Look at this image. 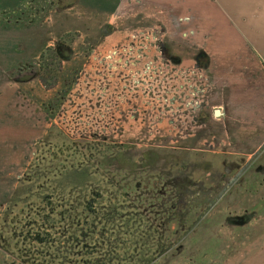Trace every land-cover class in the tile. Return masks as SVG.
Returning a JSON list of instances; mask_svg holds the SVG:
<instances>
[{"label": "rangeland", "instance_id": "374dc122", "mask_svg": "<svg viewBox=\"0 0 264 264\" xmlns=\"http://www.w3.org/2000/svg\"><path fill=\"white\" fill-rule=\"evenodd\" d=\"M67 3L0 0V81L26 79L1 90L15 103L0 120V264H19L15 246L45 224L54 247L33 257L54 264H219L264 228V146L219 150L206 77L168 57L157 29L101 57L102 30ZM61 39L74 63L47 89L40 56ZM94 194L98 218L80 214ZM65 206L78 215L62 219Z\"/></svg>", "mask_w": 264, "mask_h": 264}, {"label": "crops", "instance_id": "0c3cea01", "mask_svg": "<svg viewBox=\"0 0 264 264\" xmlns=\"http://www.w3.org/2000/svg\"><path fill=\"white\" fill-rule=\"evenodd\" d=\"M64 1L68 5V0ZM73 2L77 11L80 9L81 23L102 30L95 44L101 57H109L111 53L118 57L116 53H122L123 46L136 34L155 28L161 32L160 40L168 57L180 60L182 67L200 66L206 77L203 98L212 112L206 122L217 125L212 138H217L220 151L248 154L264 146V0ZM73 63L72 57L63 65ZM87 64L84 62L82 69L77 70H86L84 75L96 71L92 62ZM0 69L1 76L5 68ZM105 73L114 76L120 72L116 68ZM4 84L13 95L20 82L0 81V120L3 108L10 111L15 103L6 94V106L3 105ZM216 110L219 116H215ZM193 139L190 140L196 146L198 143ZM251 232L254 234L251 241L219 264H264V228L253 226Z\"/></svg>", "mask_w": 264, "mask_h": 264}, {"label": "trees", "instance_id": "16d2710c", "mask_svg": "<svg viewBox=\"0 0 264 264\" xmlns=\"http://www.w3.org/2000/svg\"><path fill=\"white\" fill-rule=\"evenodd\" d=\"M49 56L50 62L49 64H45L43 61L46 56ZM72 57V49L69 43H67L64 39H61L57 42V44L54 47L48 48L46 50V53H43L40 56L42 64H40V71H39V77L41 81L43 82L44 87L47 89H51L54 87L57 83V79L59 77V74L61 72V64L64 61L70 60ZM18 81H26L24 80H18ZM101 198L100 194H94L92 197L90 196L88 199L82 200V202H79L77 207L80 208V214L85 216H91L93 218H96L99 216V210L97 209V206H95L98 202V199ZM69 206H65L64 211L62 212V219L67 218L70 219L71 212L74 211V215H78L77 208L73 209ZM103 208V206L100 207V210ZM68 214V215H67ZM98 218V217H97ZM48 219V218H47ZM46 223H48V220H45ZM53 228L50 226H47L46 224L44 226H41L39 230L35 232H28L24 235V246L20 248L18 245L15 246L16 253L18 254V257L20 259L19 264H54L53 260H46V258H35L34 255H42L43 251H45L44 247H46L47 244H50L54 242V240H47L45 237L51 236V231ZM83 230H80V234L83 235ZM91 231V230H90ZM86 236V234H84ZM72 240H77L78 237L70 236ZM57 246H60L58 244ZM3 246H0L2 248ZM51 247H54V245H51ZM5 248V247H4ZM2 248V249H4ZM47 252L44 253L46 255H51V252H49L48 248ZM60 248H56V253L60 252ZM62 249H65L66 247L62 246ZM87 263V262H86ZM18 264V263H16ZM88 264V263H87ZM93 264H108L107 262H104L103 260H97L95 259Z\"/></svg>", "mask_w": 264, "mask_h": 264}, {"label": "built area", "instance_id": "2783aa9c", "mask_svg": "<svg viewBox=\"0 0 264 264\" xmlns=\"http://www.w3.org/2000/svg\"><path fill=\"white\" fill-rule=\"evenodd\" d=\"M160 33H161L160 30H158V34H156V38H155L156 40H160Z\"/></svg>", "mask_w": 264, "mask_h": 264}, {"label": "water", "instance_id": "95a60500", "mask_svg": "<svg viewBox=\"0 0 264 264\" xmlns=\"http://www.w3.org/2000/svg\"><path fill=\"white\" fill-rule=\"evenodd\" d=\"M214 114H215V116H219V115H220V112H219L218 110H216V111L214 112Z\"/></svg>", "mask_w": 264, "mask_h": 264}, {"label": "flooded vegetation", "instance_id": "af4514ba", "mask_svg": "<svg viewBox=\"0 0 264 264\" xmlns=\"http://www.w3.org/2000/svg\"><path fill=\"white\" fill-rule=\"evenodd\" d=\"M203 101V100H202Z\"/></svg>", "mask_w": 264, "mask_h": 264}]
</instances>
